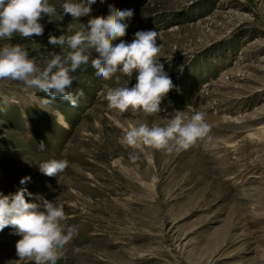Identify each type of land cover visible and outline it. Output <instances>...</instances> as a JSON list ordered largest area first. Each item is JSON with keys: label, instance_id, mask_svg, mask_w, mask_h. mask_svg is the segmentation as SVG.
Segmentation results:
<instances>
[{"label": "rangeland", "instance_id": "obj_1", "mask_svg": "<svg viewBox=\"0 0 264 264\" xmlns=\"http://www.w3.org/2000/svg\"><path fill=\"white\" fill-rule=\"evenodd\" d=\"M109 5L134 10L116 43L158 32L159 60L176 89L158 113H121L107 94L135 77L96 78L92 49L72 73L75 106L0 80V192L14 193L27 175L23 187L34 195L26 200L64 206L65 230L76 233L57 264H264V0H96L91 16L107 15ZM52 19L41 21L43 36L14 34L0 47L20 44L43 67L67 51L49 35H71L68 26L80 30L89 17ZM178 112L185 122L204 112L207 136L187 149L175 140L163 148L124 142L131 127H166ZM53 158L68 161L57 178L39 170ZM19 238L0 231V264H33L17 257Z\"/></svg>", "mask_w": 264, "mask_h": 264}, {"label": "clouds", "instance_id": "obj_2", "mask_svg": "<svg viewBox=\"0 0 264 264\" xmlns=\"http://www.w3.org/2000/svg\"><path fill=\"white\" fill-rule=\"evenodd\" d=\"M94 3L96 0H63L57 8L49 0H0V39H11L14 34L23 38L43 36L45 25L41 21L45 17L49 22L55 21L53 16L56 20H62L65 15H70L73 20L89 17L80 30L73 31L68 26L66 32L71 35H49L50 45L66 46L67 51L63 55L54 54L43 67L20 44L0 47V80L21 81L53 100L60 99L75 106L77 98L72 91L75 79L72 73L89 64L88 50L92 49L96 55L91 59V67L96 78L110 80L115 74L122 73L136 80L132 86L127 83L108 92L111 107L121 113L130 109L146 114L160 112L162 101L176 85L159 60L158 32L155 29L138 30L131 42L119 39L116 43L118 38L125 37L134 10H117L114 5H109L107 15L93 17L91 5ZM41 109L49 112L47 108ZM24 119L26 121V115ZM208 131L204 112H195L186 122L178 112L166 127H149L147 124L131 127L125 132L124 142L135 146L142 141L163 148L170 140H175L180 149H187L205 138ZM40 147L43 149L44 144ZM38 165L42 174L57 178L67 168L68 161L53 158ZM30 180V176L21 177L19 184L22 187L10 195L0 192V231L10 227L20 237L15 248L21 261L57 264L58 249L73 238L76 229L65 230L64 222L69 217L63 205H55L43 197H36L39 203L26 200V196L34 195L23 187Z\"/></svg>", "mask_w": 264, "mask_h": 264}, {"label": "bare ground", "instance_id": "obj_3", "mask_svg": "<svg viewBox=\"0 0 264 264\" xmlns=\"http://www.w3.org/2000/svg\"><path fill=\"white\" fill-rule=\"evenodd\" d=\"M59 122L61 123V122H63V120H62V118L61 117H59ZM262 129H264V128H262Z\"/></svg>", "mask_w": 264, "mask_h": 264}]
</instances>
